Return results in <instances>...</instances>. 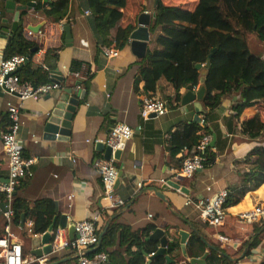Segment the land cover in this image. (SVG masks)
Returning <instances> with one entry per match:
<instances>
[{"label":"crops","instance_id":"0c3cea01","mask_svg":"<svg viewBox=\"0 0 264 264\" xmlns=\"http://www.w3.org/2000/svg\"><path fill=\"white\" fill-rule=\"evenodd\" d=\"M143 4L146 5V10L137 14L135 28L140 14L151 15L152 0H144ZM35 5L27 9V12L24 11L25 16L19 26L23 29V37L36 43L37 52L36 49L32 50L35 54L29 67H40L46 71V52L56 49L57 72L63 77L64 86L39 100H28L23 104L19 116L18 138L23 147V158L34 159L35 163L30 168L33 176L20 183L13 197L27 205L29 210L36 203L53 205L52 221L54 217L56 220L51 237L52 241L55 239V245L68 242L67 230H60L58 226L60 216L65 215L68 223L94 220L98 236L113 221L138 232L154 226L155 229L149 237L156 230H161L169 244L176 242L177 249L172 256L165 254L173 264H188L190 259L201 258L203 255H206L205 264H264V221L245 224L239 223L236 217L239 213L252 209L255 204L264 203V184L254 191L247 192L238 205L225 208L223 223L216 228L203 224L198 218V212L192 206L185 205L187 199L212 197L221 191L228 193L241 186L243 175L248 171V166L243 161L254 148L264 147V131L257 139L250 140L241 134L240 124L262 108L253 106L239 118H234L232 107L239 103L240 94L223 96L221 105L210 112L211 118H207L204 124L199 123L201 126L213 127L219 133L221 150L215 148L217 139L213 134L214 147H208L211 150L207 151V154L214 155L213 161L189 179L175 178L184 154L179 152L176 156H171L168 141L184 124L194 122L193 104L184 107L180 103L169 104L168 99L173 97V89L164 80L158 82L156 92L151 95L144 93L143 82L138 84L135 91V63L139 59L131 54L129 42L115 59H107L101 51H95L96 36L92 30L90 15H85V12L89 11L86 0H69L67 15L58 24L51 23L41 11L35 10ZM12 22L13 15L6 12L4 2L0 0V28L9 30ZM65 25L69 26L71 32L70 47L65 45ZM27 27H39V31L28 35ZM10 34L13 33H0V61L3 59V50ZM73 61L78 65L73 66ZM27 63L19 68L21 78L25 76ZM78 71H86L88 76L85 79H92L83 100L79 101L71 122L70 134L64 137L65 140L48 139L44 134L47 118L62 91L68 89V82L73 79L71 72ZM84 81L79 84L78 89L76 86L72 88L77 96L84 91ZM200 86L192 88L193 93L197 92ZM185 92L186 89L181 90V96ZM145 95L162 99L167 105V113L142 121L139 115L140 99ZM8 101L17 102L14 97L0 92V135L8 125ZM198 103L201 106L198 117L202 120L208 109L203 108L202 102ZM116 124L129 126L134 130V134L115 162L119 175L115 193L125 201V206L117 210H106V202L102 201L103 190L99 174L91 165L95 159L103 158V154L95 150L94 141L106 139L110 129ZM137 127L141 130L137 131ZM60 154L65 157L56 159L55 156ZM6 177L7 160L0 141V183L5 181ZM161 180L175 183L179 189L166 187ZM30 223L33 228L32 220L26 217L23 226H11L10 229L11 241L22 246L25 259L37 258L30 254V241L33 237L42 235L29 232ZM180 232L188 235L184 250L179 243ZM192 232L199 238V243L189 248L187 243ZM218 235L232 239L233 243L228 247L221 245L217 240ZM254 237L258 239L257 246L245 257L246 245L248 246ZM150 241L159 248L157 241ZM125 249L126 246L119 248L116 245L108 251L118 252L126 263L129 258ZM134 250L131 249L132 252ZM42 257L48 259L45 264H78L75 252L70 250ZM149 257L146 258V264L152 263H148ZM161 264H166L164 257Z\"/></svg>","mask_w":264,"mask_h":264},{"label":"trees","instance_id":"16d2710c","mask_svg":"<svg viewBox=\"0 0 264 264\" xmlns=\"http://www.w3.org/2000/svg\"><path fill=\"white\" fill-rule=\"evenodd\" d=\"M144 0H86L90 12L92 30L95 34L94 49L97 53L103 47L122 51L129 42V35L135 29L137 14L145 11ZM15 4L25 6L35 2V10L41 11L51 23L62 22L68 11L69 0H14ZM150 7L152 18L149 25L150 39L145 56L135 65L137 73L133 87L137 90L140 82L144 83L146 94L156 92L158 82L166 81L173 89L169 104L178 105L181 90L187 86L195 89L204 85L205 94L202 106L208 109L204 114V123L211 118L210 112L221 105L222 97L240 94V101L232 107L233 117L239 118L253 106L262 108L257 114L244 119L240 124L241 134L250 140L257 139L264 131V61L253 56L247 45L251 36L264 43V0H152ZM25 12L21 14L23 16ZM6 28H0V33ZM36 43L23 37V29L7 37L3 50V59L21 55L28 58L27 69L22 81L33 85L51 82L50 73L57 72V50L46 52L47 70L40 67L30 69ZM37 52V49H36ZM210 62V68L205 64ZM73 66L78 65L74 61ZM196 65H201L197 70ZM92 77L84 81L83 89H89ZM60 86H64L62 81ZM167 106V105H166ZM216 135L215 148L221 150V137L213 127L190 122L174 132L168 141V151L176 156L183 148L187 153L198 145L204 136ZM211 149L207 148V151ZM186 153V154H187ZM214 155L208 153L204 166L213 161ZM248 171L243 175L241 186L227 193L224 208L239 204L249 191H254L264 184V147L254 148L243 161ZM204 167V168H205ZM0 196V209L4 203ZM13 217L11 226H21V216L33 222L32 233L44 234L53 218L54 207L49 203H36L30 210L27 205L13 197ZM7 223L0 214V238L4 236ZM155 229L149 226L141 232L132 231L115 221L109 224L100 244L86 254L103 253L107 264H146V258L157 251L156 245L149 240V234ZM199 243V238L192 232L188 247ZM257 237L246 245L245 257L257 246ZM126 246L128 262L116 251L108 249ZM134 248V252L131 249ZM177 249L176 242L167 246L166 254L172 256ZM24 254V250H23ZM25 257V255H24ZM163 257L155 258L151 264H161Z\"/></svg>","mask_w":264,"mask_h":264},{"label":"built area","instance_id":"2783aa9c","mask_svg":"<svg viewBox=\"0 0 264 264\" xmlns=\"http://www.w3.org/2000/svg\"><path fill=\"white\" fill-rule=\"evenodd\" d=\"M86 16L90 12H85ZM31 35V31L27 32ZM101 54L107 59H115L119 55L118 50L103 47ZM27 57L16 55L0 61V88L4 94L14 97L17 102L8 101L6 103V116L8 125L0 135V141L3 152L7 160V177L0 183V196L4 197V203L0 209V214L5 219L7 225L4 229V236L0 238V264H45L48 262L47 257L25 259L23 256L22 246L18 242H12L11 220L13 217L12 200L16 188L20 183L33 176L30 168L35 163L34 159H24L22 156L23 147L18 138L20 129L19 116L23 104L28 100H39L44 95H49L53 91H59V83L51 80L46 84L33 85L29 81H22L18 76V69L26 62ZM264 61V43L262 59ZM52 74V73H50ZM88 73L71 72V77L75 80H86ZM80 86H77V89ZM167 113L166 103L159 98L143 96L140 99L139 115L142 121H147L152 115L161 117ZM200 124L204 120L200 119ZM137 131L141 128L137 127ZM134 134V130L125 124L114 125L106 139L95 140L94 143H103L111 150V158L95 159L91 167L98 172L102 185V201L106 202L104 209L117 210L125 206V201L115 193V186L118 180V171L115 167L116 160L113 157L114 152L122 151ZM55 137H58L56 135ZM211 142V136H204L193 149L188 153L185 148L181 150L184 157L181 162L179 172L174 176L189 179L195 173L204 169L206 161L207 148ZM187 153V154H186ZM64 154L55 156L56 159L64 158ZM74 162V159L72 158ZM161 183L167 185V181L161 180ZM140 187V184H138ZM227 198V192L221 191L212 197H201L194 200L187 199L185 205L192 206L198 212L199 220L211 228L222 225L225 217L224 204ZM239 223L251 224L257 221H264V203H257L252 209L243 211L237 216ZM32 224H29V232ZM73 241H65L60 245H55V239L52 247V253L64 250L75 252L78 264H107V257L103 253L94 254L87 257L86 254L97 248L99 243L98 231L94 220H83L74 224ZM218 242L223 246H230L233 240L222 235L217 236ZM154 253L150 254L152 256Z\"/></svg>","mask_w":264,"mask_h":264},{"label":"water","instance_id":"95a60500","mask_svg":"<svg viewBox=\"0 0 264 264\" xmlns=\"http://www.w3.org/2000/svg\"><path fill=\"white\" fill-rule=\"evenodd\" d=\"M4 2V8L6 12L10 15H13V22L11 25V28L9 30H2L4 33H15L19 26L22 25V19L25 15L20 16L21 12L26 11L27 9H31L34 7L33 2L27 3L25 6H16L14 0H1ZM44 2H47L48 0H43ZM152 18V15L142 13L137 17L136 20V28L130 33L129 35V49L131 54L137 58L142 59L145 56L146 52V46L150 39L149 34V25L150 20ZM5 22V21H3ZM29 31L32 33H37L39 31V27H27ZM63 32L65 34V45L66 47H70L72 45V38H71V32L69 26L65 25L63 26ZM248 49L250 53L255 56L258 59H262L263 54V43L260 42L257 37L253 36L247 41ZM28 58L26 59L25 64L27 63ZM201 65H196L195 68L197 70L201 69ZM205 67L208 69L210 68V62L208 61L205 64ZM20 69H18L19 71ZM51 80L61 83L63 81V77L59 74V72H55L51 74ZM82 83V80H70L68 82V89H64L57 99L54 108L50 115L47 118V121L44 126V134L49 139H55L59 138L60 140H65L64 137H68L70 134L71 129V122L72 119L76 113L77 107L79 105V101L83 100L85 96V91H81L80 95L77 96L76 93H73V87L79 86V84ZM186 92L182 95L180 100V105L182 107L193 104L195 108V116H194V122L199 123L200 119L198 117L199 113L201 112V106L198 102H201V100L204 97L205 94V87L204 85H201L197 92L193 93L192 88L190 86H187ZM2 89L0 88V92ZM151 117H155L152 115ZM58 135V137H55ZM215 143V137H212L211 142L209 143V147L213 148ZM95 150L103 154V158L105 160H108L111 158V150L105 146L103 143H96L95 144ZM121 155V151H116L113 154V157L115 160H118ZM119 177V175H118ZM117 184V183H116ZM166 187H171L175 190L179 189V186L175 183L168 182ZM182 191V190H181ZM56 218L54 217L52 224L49 226L48 230L41 235V237H33L30 241L31 243V255L37 258H41L43 255H49L52 253V247H53V241H52V231L55 224ZM24 222V216H21V226H23ZM74 224L75 223H68L67 216L61 215L59 219V229L60 230H67L68 234V241H73L75 238L74 235ZM108 225L105 227L104 231L99 234V243L101 242V239L103 237L104 232L106 231ZM180 237V246L181 249L184 250V244L186 243V240L188 238V235L184 232L179 233ZM150 240L157 241L159 243V248L157 251L148 258V263L153 261L157 257H164L166 260V264H173L174 262L168 257L165 256L166 254V248L169 244V240L166 236H164L163 231L156 230L154 233H152L149 237ZM184 254V253H183ZM206 255H203L201 258L197 259H190L188 261V264H205Z\"/></svg>","mask_w":264,"mask_h":264},{"label":"rangeland","instance_id":"374dc122","mask_svg":"<svg viewBox=\"0 0 264 264\" xmlns=\"http://www.w3.org/2000/svg\"><path fill=\"white\" fill-rule=\"evenodd\" d=\"M253 37V36H252ZM250 39V38H249Z\"/></svg>","mask_w":264,"mask_h":264}]
</instances>
